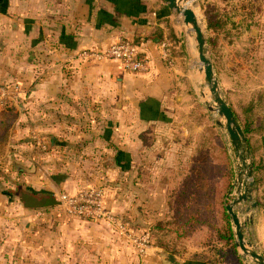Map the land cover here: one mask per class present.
Here are the masks:
<instances>
[{
	"label": "crops",
	"instance_id": "1",
	"mask_svg": "<svg viewBox=\"0 0 264 264\" xmlns=\"http://www.w3.org/2000/svg\"><path fill=\"white\" fill-rule=\"evenodd\" d=\"M118 38L131 39L138 45L150 60L147 72L129 73L115 61L85 63L77 57L82 49H101ZM163 39L171 43L173 66L159 56L158 45ZM192 53L185 30L164 0H0V83L15 81L22 85L19 99H24V129L46 135L65 132V142L56 144L72 147L62 160L72 162L71 171L61 168L50 184L69 193L105 185L106 205L114 213L126 211L123 180L134 178V163L141 161L146 146L149 209H163L166 219L170 215L168 195L183 174H188L198 149L215 152L213 149L222 141L234 181L237 165L227 135L221 132L217 119L203 121L191 104L205 80L188 67L187 58ZM35 108L40 117L34 125L29 120ZM72 108L100 114V123L83 125L62 115L72 116ZM198 108L204 114V109ZM207 110L211 111L208 106ZM260 111L261 122L254 120L247 134L236 120L246 137L253 166L252 195L257 203L249 211L252 220L247 230L252 232L253 243L264 249V110ZM56 152L53 156L58 159ZM46 158L51 162L52 157ZM248 205H237L236 210ZM72 221L75 226L89 224L93 241L101 236L105 244L123 242L104 221L76 217ZM96 224L103 227V232L96 229ZM147 252L151 259L155 248L150 246ZM110 255L107 251L102 256ZM173 256L182 260L181 264L193 260L189 252Z\"/></svg>",
	"mask_w": 264,
	"mask_h": 264
},
{
	"label": "rangeland",
	"instance_id": "2",
	"mask_svg": "<svg viewBox=\"0 0 264 264\" xmlns=\"http://www.w3.org/2000/svg\"><path fill=\"white\" fill-rule=\"evenodd\" d=\"M187 1L194 10L206 37L208 57L213 64L214 74L224 100L232 107L239 120L243 119L244 110L248 107L254 108L253 105L257 102L259 106L254 108V113H260L261 108L264 110L261 107L264 105V0ZM174 13L181 28L185 30L188 45L189 42H194L195 45L192 56L187 58L188 67L192 72L199 74L202 64L197 58L194 32L186 30L182 17ZM7 83H15V81L4 82L5 85ZM190 89L192 90L191 86ZM22 101H14L12 103L16 105L10 106L11 112L8 111L5 118L8 124L7 133L0 146V264H181L182 260L178 261L173 255L178 257L189 252L191 259L192 256L200 258L203 255L213 256L216 255L212 250L214 248H221L224 252L220 264H256L250 257L243 258L236 243L235 255L238 256V260L235 259L231 253L232 247L229 249L224 244L217 243L215 237L210 240L207 236L208 230L201 225L195 226L193 231L182 239H177L170 233L171 228L166 224L169 220H165V211L149 209L148 146L143 147L141 151V161L134 163L137 170L134 178L130 176L127 180H123L122 192L126 211L117 214L129 222L136 235L149 233V247L155 248L151 259L148 252L143 256L137 254L132 243L120 234L118 237L123 242L118 245L103 243L101 236H96V240L93 241L89 224L73 225L72 217L53 213L55 206L51 210L43 209L44 207L36 209L23 207L20 199L22 191L54 196L60 192V189L50 184V180L60 174L61 168L66 167L71 171L70 159H68L70 163L62 160H65L72 147L66 145L61 147L60 144H56L66 139L68 134L65 132L64 134L61 131L49 132L50 134L46 135L42 131L24 129L21 125L24 121L22 112L25 109ZM191 104L194 105V112L198 113L203 121L213 122L220 119L224 122L217 112L207 110V106L213 105V99L205 80L199 86V93L196 92ZM80 105L82 104L76 106ZM198 106L204 109L202 112L204 114H200ZM2 108L4 106H0V110ZM72 109L74 111L72 116L62 115L66 118L71 117L72 120L83 125L100 123V114L79 111V108H76L77 111ZM34 111L29 121L35 125L40 116L37 108ZM65 112L67 111L64 110ZM2 132L0 128V135ZM221 132L226 134L224 127H221ZM34 135L45 137L49 147L45 150L39 148L34 142ZM51 137L56 138L53 140L50 139ZM228 146L232 160L236 162L237 173L240 169L237 157L232 144L229 143ZM54 152L58 154V159L53 156ZM26 153L27 158H24ZM61 155H64L63 159ZM47 156L52 157V163L47 160ZM160 181V184H163L162 178ZM99 186L105 188L106 193L108 192L105 185H90V187ZM134 187L139 188L137 190L133 189ZM231 198L232 196H228L226 202ZM244 208L242 206L238 209L241 219H245L247 215ZM153 212H157L155 217L152 216ZM213 222L217 228L216 219H213ZM95 226L97 230L103 232L100 224ZM256 248L258 252L264 253L260 245ZM107 251L112 255L105 258L102 255ZM168 254L173 256L172 262Z\"/></svg>",
	"mask_w": 264,
	"mask_h": 264
},
{
	"label": "trees",
	"instance_id": "3",
	"mask_svg": "<svg viewBox=\"0 0 264 264\" xmlns=\"http://www.w3.org/2000/svg\"><path fill=\"white\" fill-rule=\"evenodd\" d=\"M210 28H212L211 25ZM15 83L19 84L21 88L22 85L19 82ZM15 83H7V85ZM0 85L5 84L1 83ZM19 100L22 99H18L17 101ZM258 104L259 102L253 105L254 108H257L259 106ZM12 105L16 104L8 102L0 110V128L3 131L2 135H0V146L5 140L8 128L5 118L8 111L11 112L10 106ZM263 106L261 105V107ZM230 108L237 118L235 111L231 106ZM254 108H246L243 112L245 115L240 120L246 134L249 132V126L254 120L256 122L258 121V123L261 122V115L254 113ZM219 144L218 148L215 147L213 149L216 150L215 152L209 151L207 148L198 149L197 155L193 158L192 163L189 164L188 174H183V177L168 195L167 207L170 215L165 220H169L166 224L171 228L170 233L174 234L177 239L186 237L193 231L195 226L201 225L208 230L207 236L210 240L215 237L217 243L224 244L229 249L232 247L231 253L238 260V256L235 255L236 245L230 223V216L225 207L233 173L226 147L222 141ZM47 145L49 147L48 143ZM43 209L51 210L54 208L44 207ZM55 212L56 210L54 209ZM213 219H216L217 228L214 226ZM212 250L216 254H213L214 257L209 255H203L201 258L192 256L193 260H190L188 264H220L224 252L221 248H214Z\"/></svg>",
	"mask_w": 264,
	"mask_h": 264
},
{
	"label": "water",
	"instance_id": "4",
	"mask_svg": "<svg viewBox=\"0 0 264 264\" xmlns=\"http://www.w3.org/2000/svg\"><path fill=\"white\" fill-rule=\"evenodd\" d=\"M168 7L182 17V23L186 30H192L195 33V43L197 47V58L202 64L200 69L210 96L213 99V105L208 106V109L217 112L224 122L217 119L216 123L224 127L226 135L237 157L239 171L234 176L232 187L228 191V196H232L231 200L226 202L225 207L230 216L232 223V231L235 237V243L242 252L243 258L250 257L256 264H264V255L256 250V245L252 241V232L247 230V225L251 223L252 215L249 211L256 207L257 203L253 200L252 192L254 190V181L252 177V163L249 157L248 146L245 134L236 120L230 106L224 100L220 93V87L214 74L213 64L208 57L207 40L203 29L198 23L194 10L188 5L187 0H164ZM20 199L25 208H42L54 207L59 204V201L54 195L35 194L28 191L20 193ZM242 203H249L244 208L247 213L245 219H241L236 206ZM249 213V214H248ZM170 261H173V256L168 254Z\"/></svg>",
	"mask_w": 264,
	"mask_h": 264
},
{
	"label": "built area",
	"instance_id": "5",
	"mask_svg": "<svg viewBox=\"0 0 264 264\" xmlns=\"http://www.w3.org/2000/svg\"><path fill=\"white\" fill-rule=\"evenodd\" d=\"M171 47L168 39H163L158 45L159 56L168 66L174 64ZM77 57L85 63L115 61L125 72L129 73H145L149 70L150 65L149 58L140 52L138 45L133 40L128 38H118L101 49H82ZM21 93V88L17 83L1 85L0 106L17 101ZM33 137L39 148L42 150L48 148L43 138L35 135ZM56 199L59 204L54 208L58 214L62 213L69 217L86 220L104 221L112 231L128 239L137 254L145 255L149 248V233L144 232L141 235H136L127 220L108 209L105 188L87 186L74 193L60 191L56 195Z\"/></svg>",
	"mask_w": 264,
	"mask_h": 264
},
{
	"label": "bare ground",
	"instance_id": "6",
	"mask_svg": "<svg viewBox=\"0 0 264 264\" xmlns=\"http://www.w3.org/2000/svg\"><path fill=\"white\" fill-rule=\"evenodd\" d=\"M198 20V19H197ZM199 23V22H198ZM200 24V23H199ZM201 26V25H200ZM190 31H192V30H190ZM192 32H194V31H192ZM194 37H195V33H194ZM195 39V38H194ZM189 46H190V48H191V50L194 52V50H195V45H194V42H189ZM200 63V62H199ZM201 64V63H200Z\"/></svg>",
	"mask_w": 264,
	"mask_h": 264
}]
</instances>
